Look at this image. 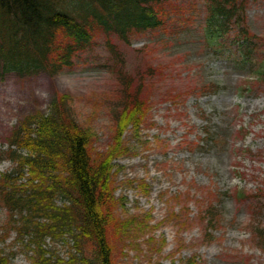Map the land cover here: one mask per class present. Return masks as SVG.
Returning a JSON list of instances; mask_svg holds the SVG:
<instances>
[{"label": "rangeland", "instance_id": "374dc122", "mask_svg": "<svg viewBox=\"0 0 264 264\" xmlns=\"http://www.w3.org/2000/svg\"><path fill=\"white\" fill-rule=\"evenodd\" d=\"M170 1L164 26L115 38L119 59L99 36L73 68L1 75L0 149L24 115L44 113L56 93H68L77 122L95 135L93 149L105 151L123 77L115 66L137 81L151 65L153 78L143 72L144 83L152 80L147 115L123 136L130 153L113 161L121 202L115 218L141 225L111 237L113 264H264V243L252 235L258 225L264 229V93L254 70L236 62L233 39H208L204 0ZM245 17L263 39L264 1H248ZM258 48L264 54V44ZM209 84L217 90H200ZM207 124L218 140L200 148ZM12 168L0 161V172ZM239 190L249 196L245 203L238 202ZM207 200L222 216L208 234L200 215ZM4 214L0 208V220ZM47 247L66 254L61 241L47 240ZM2 248L16 255L9 264H28L14 233Z\"/></svg>", "mask_w": 264, "mask_h": 264}, {"label": "trees", "instance_id": "16d2710c", "mask_svg": "<svg viewBox=\"0 0 264 264\" xmlns=\"http://www.w3.org/2000/svg\"><path fill=\"white\" fill-rule=\"evenodd\" d=\"M204 1L208 39H233L236 62L254 70L256 89L264 93V54L258 48L264 38L243 23L250 0ZM170 7V0H0V76L38 70L55 75L73 68L99 36L119 59L115 38L127 40L131 34L164 26ZM115 69L120 70L117 78L123 77L105 151L93 149L95 135L77 122L68 93H56L46 112L24 115L7 137V149H0V161L13 164L10 172H0V208L5 213L0 243L4 245L14 233L28 264H113L111 237L141 225L131 218L117 221L114 215L121 202L114 196L113 161L130 153L123 136L127 130H137L147 115L146 90L152 80L144 83L143 72L153 78L156 68L147 66L137 81L122 72V65ZM200 90L214 92L217 86ZM248 90L252 92L249 85ZM213 135L207 124L200 148L216 143ZM237 195L239 203L249 197L242 190ZM207 201L200 212L206 234L222 217L220 209ZM252 235L264 243L261 226ZM47 240L61 241L66 254L48 248ZM15 256L0 249V264H9Z\"/></svg>", "mask_w": 264, "mask_h": 264}]
</instances>
